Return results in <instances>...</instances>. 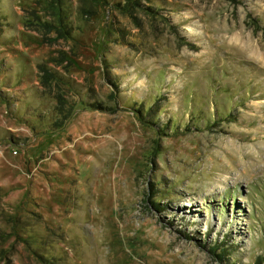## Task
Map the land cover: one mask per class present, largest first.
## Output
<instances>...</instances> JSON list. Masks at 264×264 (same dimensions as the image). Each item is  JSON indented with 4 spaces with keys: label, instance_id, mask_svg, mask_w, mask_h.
I'll use <instances>...</instances> for the list:
<instances>
[{
    "label": "rangeland",
    "instance_id": "374dc122",
    "mask_svg": "<svg viewBox=\"0 0 264 264\" xmlns=\"http://www.w3.org/2000/svg\"><path fill=\"white\" fill-rule=\"evenodd\" d=\"M0 264H264V0H0Z\"/></svg>",
    "mask_w": 264,
    "mask_h": 264
},
{
    "label": "trees",
    "instance_id": "16d2710c",
    "mask_svg": "<svg viewBox=\"0 0 264 264\" xmlns=\"http://www.w3.org/2000/svg\"><path fill=\"white\" fill-rule=\"evenodd\" d=\"M215 249L217 250V248H215ZM223 253H225V252H223ZM218 256H219V258H221L220 255H218Z\"/></svg>",
    "mask_w": 264,
    "mask_h": 264
}]
</instances>
